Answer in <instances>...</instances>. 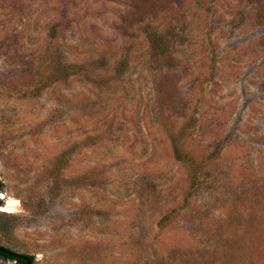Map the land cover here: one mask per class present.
I'll use <instances>...</instances> for the list:
<instances>
[{
  "label": "rangeland",
  "instance_id": "374dc122",
  "mask_svg": "<svg viewBox=\"0 0 264 264\" xmlns=\"http://www.w3.org/2000/svg\"><path fill=\"white\" fill-rule=\"evenodd\" d=\"M140 1L0 0V245L264 264V0Z\"/></svg>",
  "mask_w": 264,
  "mask_h": 264
},
{
  "label": "clouds",
  "instance_id": "9594fccd",
  "mask_svg": "<svg viewBox=\"0 0 264 264\" xmlns=\"http://www.w3.org/2000/svg\"><path fill=\"white\" fill-rule=\"evenodd\" d=\"M0 200H5L4 205L0 206V213H8L11 214L13 212V207L18 206L20 204L19 200H13L11 198L5 199V194L0 193ZM43 259L42 254L37 255V262Z\"/></svg>",
  "mask_w": 264,
  "mask_h": 264
},
{
  "label": "water",
  "instance_id": "95a60500",
  "mask_svg": "<svg viewBox=\"0 0 264 264\" xmlns=\"http://www.w3.org/2000/svg\"><path fill=\"white\" fill-rule=\"evenodd\" d=\"M0 253L3 255H6L12 259L21 260L24 262V264H34V262L30 256L12 251L11 249L6 248V247L1 246V245H0Z\"/></svg>",
  "mask_w": 264,
  "mask_h": 264
},
{
  "label": "trees",
  "instance_id": "16d2710c",
  "mask_svg": "<svg viewBox=\"0 0 264 264\" xmlns=\"http://www.w3.org/2000/svg\"><path fill=\"white\" fill-rule=\"evenodd\" d=\"M150 1H151V0H144V1H142V2L140 1V2H139V4L141 5L140 8L143 7V6H147L148 2L150 3ZM176 1H177V0H176ZM177 2H179V1H177ZM157 5H160V4L157 3ZM155 7H156V6H155ZM2 190H3V187H2V185H1V183H0V193L2 192ZM0 204H1V200H0ZM30 257H31V256H30ZM0 258H5V259L15 260V261H17V262H19V263H21V264H24V262L21 261V260L12 259V258H10V257H8V256H6V255L1 254V253H0ZM31 259L33 260V257H31Z\"/></svg>",
  "mask_w": 264,
  "mask_h": 264
}]
</instances>
